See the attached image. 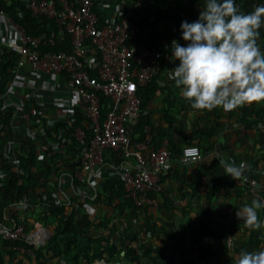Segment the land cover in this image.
<instances>
[{
    "label": "trees",
    "instance_id": "trees-1",
    "mask_svg": "<svg viewBox=\"0 0 264 264\" xmlns=\"http://www.w3.org/2000/svg\"><path fill=\"white\" fill-rule=\"evenodd\" d=\"M235 3L245 14L252 12L257 6H264V0H235ZM105 4L109 8H94L99 18V26L102 24L104 14L115 13L116 19H119L121 13L133 7L130 22L135 23L140 30L133 44L137 47L156 49L161 53L159 71L153 80L140 90L141 110L137 117L138 122L131 131L134 138H139L145 123L149 124L153 134V144L158 147L161 143V141L157 143V135L160 131L158 132L157 127L151 124L154 110L148 108V105L157 100L159 90L157 80L163 75L170 76L174 71L171 63L172 42L175 40L181 45L187 44L182 39L181 22L186 20L191 23L197 20L205 0H106ZM137 6L140 9L136 8ZM0 9L15 23L20 24L28 35H44L39 46L41 52L70 50L69 35L59 32L54 20L44 15H33L26 10L22 0H0ZM259 32L258 45L264 51V25ZM1 51L0 87L3 88L6 81L9 82L10 76L15 73L17 55L7 47H2ZM166 89L168 92H173L180 88H177L174 80L171 79L166 83ZM183 99L184 103L177 105L174 104L176 98L172 100L163 98L164 107L161 112L166 119L175 120L181 111L190 106L191 101ZM33 104L37 111V104ZM108 104V99H102L100 112L103 117L109 108ZM194 111L198 115L196 123L201 120L207 122V117L210 116L213 117L211 126L214 129L219 124L224 126L227 132L231 131L227 135L235 141L226 143L222 148L227 160L236 166L243 164L245 166L243 175L264 182V102H254L231 111H225L221 107L211 111L198 109ZM13 113L12 106L2 108L0 105V170L3 172L0 176V221L7 223L6 218L10 217L15 223H24L27 230L47 229L49 236L38 246L0 237V264L9 262L14 264H100L103 261L111 264L116 262L121 264H221L220 258L223 253L226 257L225 264H236L241 250L250 252L264 250V227L260 228L253 237L232 247V250L229 249L230 246L223 244L227 240L228 228H224L212 214L214 208L219 206L216 193L224 184L220 175L224 177L230 175L225 173L219 160L210 159L207 165L211 166L208 175L204 176V181H196L192 177H187L180 161V151L185 145H197L201 154L203 149L208 152L212 149L200 144V140H189L177 149L167 138L171 160H175V165L162 174L160 190L154 193L158 198V209L163 210L165 217H169L165 213L175 210V206L171 204V198H168L170 191L164 189L165 177H174V181L178 187L180 186V192L190 198L201 200L198 188L203 185L207 189L204 195L205 205L198 210L197 217L194 219L195 223L191 226L192 242H188L181 236L173 235V232L170 233L167 228L160 227L157 218L163 215L159 210L155 213L146 206H136L132 199L126 196L124 181L119 175L112 178L103 176L96 190L90 188L92 191L86 190L80 183H77L79 190L76 192L64 186V195H62L64 197L55 201L51 189L54 185L50 184L53 179L51 177L69 171L64 167L69 163L64 164L65 160L59 158V154L53 153V149L48 145V140L56 142L58 138L50 133L52 130L45 123L42 125L46 131L44 137L43 135L27 137L25 131L19 132L25 137V141L19 143L20 149L17 150V162H15L14 157L5 156L3 148L5 146L6 149L8 134L12 130L10 123ZM201 116H203L202 119ZM30 118L35 119V115ZM57 125L63 132L71 131V126L82 127L86 133L85 141H88L91 135L90 123L86 119H75V122H71V119L67 118ZM203 134L201 132V135ZM38 139L44 140L39 142ZM261 140L263 141L260 142ZM38 143H42L46 151L52 154L51 160L40 161L34 155L32 150ZM63 144L68 147L66 153L68 156L73 154L78 145L73 139ZM109 156L114 158L116 153L105 150L104 162ZM104 162L99 170L104 168ZM198 165L201 168H196L201 171L202 163ZM48 174L51 177L47 178ZM190 175L193 176L192 173ZM236 181L237 188L226 194L225 198L229 200L238 198V205L232 206L229 229L236 230L239 236L240 233L245 232L246 224L244 220L237 217L238 209L258 199L252 196L240 180ZM191 183L197 185V189H193V193L184 192L185 185H191ZM261 192L264 195V187L261 188ZM24 198L27 206L23 209L20 203ZM14 207L16 215L11 213ZM257 212L259 218L264 221V208L258 209ZM213 219L214 222L211 223ZM213 224H215L214 227ZM253 231L256 230H252L250 235ZM252 238L254 245H252ZM215 246L221 250H217ZM28 248L31 251H27Z\"/></svg>",
    "mask_w": 264,
    "mask_h": 264
},
{
    "label": "built area",
    "instance_id": "built-area-1",
    "mask_svg": "<svg viewBox=\"0 0 264 264\" xmlns=\"http://www.w3.org/2000/svg\"><path fill=\"white\" fill-rule=\"evenodd\" d=\"M105 1L22 0L24 7L33 15H44L54 20L58 31L69 35L71 48L69 51L41 52L39 46L43 36L28 35L11 18L10 23L17 32V38L8 41L6 47L17 55V69L26 63L32 70L45 74L64 73L72 82V89L83 107L84 118L90 123L88 141H85L86 133L82 127L71 126V131L63 132L62 144L69 139L78 144L73 154L69 155L75 169L73 174L68 173V178H57L56 190L52 191L54 200L59 201L64 197V186L78 191L77 183L83 179V172L94 174L99 170L104 162L103 153L108 149L116 153L112 174L123 178L126 196L136 206H146L154 212L158 209V198L154 193L160 190L162 174L172 167L169 140L165 137L155 147L151 126L147 123L139 138H134L131 131L138 122L141 110L140 90L159 71L161 53L133 44L140 32L138 26L130 22L133 7L121 13L119 19H116L115 13L104 14L99 26L94 8H109ZM102 99L109 100L104 117L100 112ZM39 134L35 131L28 136L37 137ZM8 137H13L12 131ZM7 146L5 156L14 157L17 162L19 145L7 141ZM201 157L200 149L195 144L185 145L180 151L183 166ZM2 173L0 170V176ZM244 177L246 179L240 182L246 185L253 197L264 202L261 192L264 182L248 175ZM25 201L24 198L20 203L23 209L27 206ZM15 210L14 207L12 215L17 214ZM6 220L7 223L0 221V237L3 239L36 245L48 238L43 228L27 230L22 222L15 223L10 217Z\"/></svg>",
    "mask_w": 264,
    "mask_h": 264
},
{
    "label": "crops",
    "instance_id": "crops-1",
    "mask_svg": "<svg viewBox=\"0 0 264 264\" xmlns=\"http://www.w3.org/2000/svg\"><path fill=\"white\" fill-rule=\"evenodd\" d=\"M9 18L10 17L4 14L0 9V55L2 53V47H6L8 41L15 40L17 38V32L12 28ZM42 36L44 35L42 34ZM171 63L173 64L172 66L176 67L179 64V61L173 59ZM1 68L2 65L0 64V83L2 80ZM169 80H171L169 75H163L157 80V85L159 87L156 97L157 100L156 102H152L148 105V108L154 110L151 124L154 127H157L158 132L160 131V134L158 133L157 135V143L159 144L161 139L166 137L170 140L171 144L176 146L177 149L189 140H200V144L203 146L212 147V149H209V152L203 149L201 161L191 160L184 166L186 172L184 173L188 178L192 177L193 180L204 181V176L208 175L209 168L211 167L207 166L210 159L223 160L225 163L231 164V162L227 160L226 155L222 152V148L226 143H233L235 140L231 138V136L227 135L231 131L229 130L227 132L224 126H220L218 124L216 129L211 126V119L213 117L208 116L207 122L201 120L199 123H196L195 120L198 119V115L195 114L194 108L191 106L192 102H190V106L187 107L186 110L181 111L180 114L177 115L175 120L166 119L164 114L161 112V109L164 107L163 98H170L171 100L176 98L174 104L177 105H182V103H184L181 88L179 90H174L173 92H168L166 89V83ZM180 98L181 101L179 102L178 100ZM171 102L173 103V101ZM33 103L37 104V111H35V105ZM0 105H2V108H5V106L13 107L14 113L10 123L13 137H8V143L11 144V142H15L16 145H20L19 143L25 141V137L22 134H19V132L23 131L26 132L27 137H29L28 134L30 132L33 133L35 131L40 133V136L43 135L44 137L46 131H44L41 125L45 123L46 126L52 130L50 133L54 137L58 138L56 142H52V140H48L46 137L48 145L53 149V153L59 154L58 157L65 160L64 164L69 163L68 165H64V167L68 168L71 172L74 171L75 167L71 165L72 160L69 159L68 155H66L68 147L61 143L63 131L57 124L67 118H70L71 122H75V119L85 120V118L82 112L83 107L72 89V82L64 73L45 74L32 70L28 64L24 63L17 69V71H15L13 75L10 76V81H6L3 88L0 87ZM191 109H193V111H191ZM34 115L35 119H31L30 117H34ZM36 115H39L40 118L36 117ZM202 117L203 116H201V119ZM42 130L43 132H41ZM201 132L204 134L201 135ZM43 140L44 139H38L39 142ZM262 141L263 140L260 142ZM3 148L7 151L8 146L6 149L5 146ZM26 150L28 149L26 148ZM32 152L40 161L51 160L50 157L52 154L46 151L45 146L42 145V143L36 144L35 149L32 150ZM105 160L106 162H104V168L97 170L94 174L83 172V179L80 180L79 183L82 184L86 190H96L99 181L101 182V179L105 175L110 178L115 176L112 174V171L116 158H111L109 156ZM199 163H202L201 171L198 170L201 168L198 165ZM174 165L175 160H172V167H174ZM196 167H198V169ZM69 171L62 172L63 175L62 173H59V176L51 177L50 174L47 175V178H53L50 182L51 185H54L52 191L56 190L55 185L57 183V178L60 176L68 178V173H70ZM191 173L193 176L190 175ZM220 178H222L224 184L218 188L216 193L217 204H219V206L214 208L212 215L214 219L217 218V220L222 223L224 228H228L227 240L226 242L224 241L223 244L227 247L230 246L229 249L232 250V247L237 246L242 241L253 237L258 230L253 231V234L250 235L252 230L246 226L245 232L240 233L238 236L239 233L236 230L233 231L229 229L231 227L229 224V218L232 206L234 207L238 205V198L229 200V198H225V195L229 194L230 191L235 190L238 183L231 177V175L227 177L220 175ZM164 179V189L170 191L168 198H171V204L175 206V210L173 209L170 212L165 213L166 216L169 217L164 216L163 210H154L155 213L159 210V212L163 215V217L158 216L157 222L160 227L170 226L173 231L170 229L169 231L170 233L173 232V235L175 234L181 236L184 240L192 242L191 226L195 223L194 219L197 217L196 214L199 212L198 210L205 205L204 195H206L207 189L203 185L198 188V194L201 196V200H198L196 198H190L187 195H183L179 190L180 186L178 187L174 181V177L169 176ZM192 183L191 185L186 184L183 191L193 193V189H197V185H192ZM91 187L92 190L90 189ZM81 190L83 191V189ZM214 219L211 223L214 222ZM214 226L215 224H213V227ZM219 230L221 231V229ZM252 245H254L253 238ZM215 248L219 251L221 250L218 246H215ZM225 260L226 257L223 253L220 258L221 264H225Z\"/></svg>",
    "mask_w": 264,
    "mask_h": 264
},
{
    "label": "clouds",
    "instance_id": "clouds-1",
    "mask_svg": "<svg viewBox=\"0 0 264 264\" xmlns=\"http://www.w3.org/2000/svg\"><path fill=\"white\" fill-rule=\"evenodd\" d=\"M262 25L264 6L245 14L235 0H205L197 20L181 22L187 44L172 42V58L179 64L170 79L194 109L231 111L264 102V51L258 45ZM219 162L233 179H246L243 164ZM261 208L264 202L253 200L236 215L249 229L259 230L264 227L257 212ZM236 264H264V250H241Z\"/></svg>",
    "mask_w": 264,
    "mask_h": 264
},
{
    "label": "water",
    "instance_id": "water-1",
    "mask_svg": "<svg viewBox=\"0 0 264 264\" xmlns=\"http://www.w3.org/2000/svg\"><path fill=\"white\" fill-rule=\"evenodd\" d=\"M44 230H46V229H44ZM46 231H47V234L49 235V230H46ZM48 235H47V236H48ZM36 245L38 246V245H40V244H36ZM101 264H111V263H107V262H104V261H103V262H101ZM115 264H121V263H120V262H116Z\"/></svg>",
    "mask_w": 264,
    "mask_h": 264
},
{
    "label": "rangeland",
    "instance_id": "rangeland-1",
    "mask_svg": "<svg viewBox=\"0 0 264 264\" xmlns=\"http://www.w3.org/2000/svg\"><path fill=\"white\" fill-rule=\"evenodd\" d=\"M136 8H138V9H140L139 8V6H137ZM140 11V10H139ZM96 187V186H95ZM52 190H53V188H51ZM171 224V223H170ZM165 228H167L168 230L170 229V230H172L173 231V229L172 228H170V226H165Z\"/></svg>",
    "mask_w": 264,
    "mask_h": 264
}]
</instances>
